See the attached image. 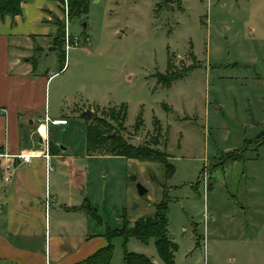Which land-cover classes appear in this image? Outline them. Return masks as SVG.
<instances>
[{"label":"rangeland","instance_id":"obj_1","mask_svg":"<svg viewBox=\"0 0 264 264\" xmlns=\"http://www.w3.org/2000/svg\"><path fill=\"white\" fill-rule=\"evenodd\" d=\"M68 33L78 45L65 60L64 45L39 53V71L53 75L48 115L69 121L49 125L48 140L85 157L83 113L94 110L117 135L108 111L124 107L122 136L161 151L174 168L165 179L158 162L89 159L90 187L96 199L102 194L101 223L90 220L104 239L106 230L123 228V215L129 225L152 216L166 192L173 264H264V144L217 166L221 154L241 150L264 131V0H89L87 15L70 20ZM168 74L183 76L166 83ZM154 120L161 127L158 145ZM137 183L147 189L142 197ZM112 245L109 264H123L125 252L163 264L153 241L115 237Z\"/></svg>","mask_w":264,"mask_h":264},{"label":"crops","instance_id":"obj_2","mask_svg":"<svg viewBox=\"0 0 264 264\" xmlns=\"http://www.w3.org/2000/svg\"><path fill=\"white\" fill-rule=\"evenodd\" d=\"M21 8L14 19L0 18V262L83 264L107 244L84 206L99 211L102 194L96 199L90 187L88 161L108 155L75 156L48 140L50 122L69 124L50 119L53 75L38 69L39 53L57 50L52 20L63 21V9L58 0H28Z\"/></svg>","mask_w":264,"mask_h":264},{"label":"trees","instance_id":"obj_3","mask_svg":"<svg viewBox=\"0 0 264 264\" xmlns=\"http://www.w3.org/2000/svg\"><path fill=\"white\" fill-rule=\"evenodd\" d=\"M28 0H0V18L10 17L14 19L20 16L22 13V4ZM67 7V18L68 21L72 19H82L87 15L89 0H61ZM64 14V10H63ZM54 25L56 27V32L53 37V44L58 51L63 49L64 45V23L57 18H54ZM63 59L65 60L66 54L62 52ZM65 67V62L61 67L60 71ZM183 74L178 76L169 75L166 79V83H171L174 79L181 78ZM109 117L112 122L117 123L120 131L118 134L113 133L114 127H111L106 120L100 118H94L95 114L92 115V120L88 119L87 125V152L91 155L98 152L105 153L108 156L122 157L125 159H132L137 161H151L158 162L161 164L165 179L170 178L174 173V168L168 162V157L164 153L150 146L136 145L132 146L125 137L122 136L124 129V121L126 117V111L124 107L119 110H109ZM83 116V115H82ZM84 117V116H83ZM102 126V128L100 127ZM142 121L140 117H137L136 124L134 128L136 130L141 129ZM103 129V131H101ZM160 125L158 121H153V131L155 133V138L157 140L154 145H158V138L160 136ZM122 131V132H121ZM109 143V145H107ZM263 145L264 144V131L255 138L253 141L249 140L246 142L244 148L241 150H234L225 154H221L218 159L217 166L224 167L227 164H231L242 160L245 151L252 145ZM153 145V146H154ZM104 155V154H102ZM156 181V180H155ZM165 187V186H163ZM166 192L162 195L159 203L154 205L155 212L152 216L135 220L132 225L126 221L125 216L121 218L123 220L124 226L122 229H117L114 231L106 230L105 240L107 242L106 246L96 251L91 255L83 264H109L112 259L113 245L112 240L115 237H121L126 243L130 238L136 239L142 244H147L149 241H153L154 248L158 257L161 259L163 264H173L174 254L177 250V246L169 239L166 224V202H165ZM84 211L95 221L101 223L100 217L98 216L95 209L90 205L84 206ZM123 264H155L148 257L125 252L123 256Z\"/></svg>","mask_w":264,"mask_h":264},{"label":"built area","instance_id":"obj_4","mask_svg":"<svg viewBox=\"0 0 264 264\" xmlns=\"http://www.w3.org/2000/svg\"><path fill=\"white\" fill-rule=\"evenodd\" d=\"M64 19H65V23H66V30H65V37H64V52L65 54L67 53V51L69 50V48L71 46H76L78 45V40L77 39H72L68 33L67 30V24H68V18H67V7H66V3H65V9H64ZM64 69V68H63ZM62 69V70H63ZM45 122H48L49 119L48 118H44ZM52 125H66L67 121L66 120H55L53 122H50ZM20 160H22V162L29 164L30 163V157L29 156H19L18 157ZM47 204V201H46Z\"/></svg>","mask_w":264,"mask_h":264},{"label":"water","instance_id":"obj_5","mask_svg":"<svg viewBox=\"0 0 264 264\" xmlns=\"http://www.w3.org/2000/svg\"><path fill=\"white\" fill-rule=\"evenodd\" d=\"M84 26V25H83ZM83 116L90 119L92 117V111L90 110H86L84 113H83ZM128 141L129 143L132 145V146H136L137 145V140L134 139V138H128ZM40 142V140H39ZM130 181L131 182H135L136 181V176H131L130 177ZM136 189H137V195L138 197H142L143 195H145L147 193V189L140 183H137L136 184ZM137 207V204H133L131 210L133 211L134 209H136Z\"/></svg>","mask_w":264,"mask_h":264}]
</instances>
